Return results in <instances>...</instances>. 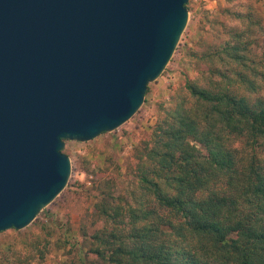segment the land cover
Returning a JSON list of instances; mask_svg holds the SVG:
<instances>
[{
	"label": "trees",
	"instance_id": "trees-1",
	"mask_svg": "<svg viewBox=\"0 0 264 264\" xmlns=\"http://www.w3.org/2000/svg\"><path fill=\"white\" fill-rule=\"evenodd\" d=\"M223 12L242 29L204 17L225 37L202 47L199 30L201 49L189 48L191 72L159 110L130 200L103 194L94 205L104 224L83 264H264L260 20Z\"/></svg>",
	"mask_w": 264,
	"mask_h": 264
},
{
	"label": "water",
	"instance_id": "water-1",
	"mask_svg": "<svg viewBox=\"0 0 264 264\" xmlns=\"http://www.w3.org/2000/svg\"><path fill=\"white\" fill-rule=\"evenodd\" d=\"M188 0H0V232L66 187L65 141L128 122L169 63Z\"/></svg>",
	"mask_w": 264,
	"mask_h": 264
},
{
	"label": "rangeland",
	"instance_id": "rangeland-1",
	"mask_svg": "<svg viewBox=\"0 0 264 264\" xmlns=\"http://www.w3.org/2000/svg\"><path fill=\"white\" fill-rule=\"evenodd\" d=\"M188 19L177 47L161 75L150 83L144 102L133 117L112 132L98 135L88 142L65 141L63 153L71 163V174L64 190L36 219L21 230L0 232V264H83L90 247V236L103 226L94 205L103 194L125 197L136 185L137 165L144 158L152 127L162 106L172 92L184 83L190 71L189 48L201 49L198 34L205 28L202 47L222 33L219 24L213 29L208 20L224 22L241 30L242 24L227 9L239 14L252 12L260 20L252 38H256L255 55L264 63V0H188ZM212 29V30H211ZM264 69V68H263ZM264 97V86L259 92ZM239 146V145H238Z\"/></svg>",
	"mask_w": 264,
	"mask_h": 264
}]
</instances>
